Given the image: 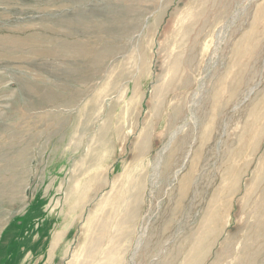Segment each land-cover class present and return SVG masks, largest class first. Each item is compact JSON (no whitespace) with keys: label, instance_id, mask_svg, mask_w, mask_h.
<instances>
[{"label":"rangeland","instance_id":"374dc122","mask_svg":"<svg viewBox=\"0 0 264 264\" xmlns=\"http://www.w3.org/2000/svg\"><path fill=\"white\" fill-rule=\"evenodd\" d=\"M0 264H264V0H0Z\"/></svg>","mask_w":264,"mask_h":264}]
</instances>
